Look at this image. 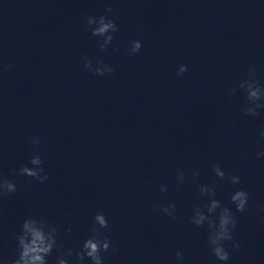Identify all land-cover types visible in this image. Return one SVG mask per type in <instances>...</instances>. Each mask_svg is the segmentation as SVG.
I'll list each match as a JSON object with an SVG mask.
<instances>
[{"label": "clouds", "instance_id": "9594fccd", "mask_svg": "<svg viewBox=\"0 0 264 264\" xmlns=\"http://www.w3.org/2000/svg\"><path fill=\"white\" fill-rule=\"evenodd\" d=\"M106 13H111L112 9L106 8ZM86 26L93 37L98 39L99 51L105 52L115 40V33L119 31V25L109 15L87 16ZM142 48L140 40L131 41L128 51L130 55L138 53ZM84 68L96 76L111 75L115 69L106 64L102 59L95 61L88 56H82ZM95 63V66H94ZM11 63L0 64V70H8ZM188 67L181 64L177 70V76H183ZM244 94V103L240 111L245 116H257L258 110L264 109V85L256 79V69L249 65L247 76L238 81V85L230 89V97H235L237 93ZM261 141H264V128L260 130ZM47 141H45L46 143ZM41 144V138L34 136L30 140V145ZM257 158H264V150L256 153ZM211 170L216 181L212 184H199L198 196L203 198L201 203L192 209L189 217L190 223L196 227L207 226L206 242L212 255L221 264H227L231 259V252L240 248V243L235 240L234 233L237 229L235 213L244 212L249 201V193L243 188H237L230 196V203L233 208L224 206L217 198V188L221 183L227 182L233 186L240 184V177L225 172L219 162L211 165ZM17 175L30 178L38 183L49 180V174L45 171L44 161L38 150L33 149V154L27 164H23L17 170ZM200 176L199 170H192L191 176L186 174L182 168L176 169L177 190L188 181L197 182ZM151 187V184H149ZM17 191V184L13 179L0 175V198H4ZM161 193L168 191L167 185L161 184ZM155 209L163 213L172 220L178 219L176 215V205L173 202L167 204L159 203ZM67 215V214H66ZM109 229V220L106 215L99 211L93 217V223L89 229V235L85 238L78 250L72 248L63 249L60 242L62 233L60 229L41 216L30 215L22 220L18 230L11 233L15 240V251L11 258L0 257L2 264H50L49 257L53 252L57 256L53 264H105V254L109 251L115 253L119 249L112 246L111 239L104 234ZM71 226L64 229L63 234H70ZM63 249V251H61ZM175 260L178 264H184V254L182 251L175 252Z\"/></svg>", "mask_w": 264, "mask_h": 264}]
</instances>
